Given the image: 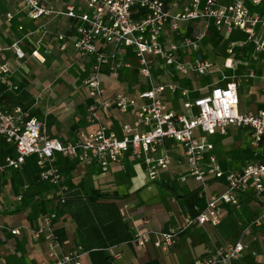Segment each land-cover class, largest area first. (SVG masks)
<instances>
[{
    "label": "crops",
    "instance_id": "1",
    "mask_svg": "<svg viewBox=\"0 0 264 264\" xmlns=\"http://www.w3.org/2000/svg\"><path fill=\"white\" fill-rule=\"evenodd\" d=\"M68 1L41 0L44 5L59 11L66 10ZM167 1L172 13L184 10L190 3V0ZM76 4L79 13L87 11L84 0H76ZM256 10L264 12V5ZM78 23L77 18L65 14L32 19L23 0H0V47L19 41L26 52L24 58H18L12 50L6 52L11 67L8 80L14 86L0 84V109L22 106L32 118L44 124L47 135L65 142L74 140L80 132H92L102 125L122 136L123 126L133 125L137 119L138 106L143 102L140 93L151 84L141 75L135 49L116 48L97 39L98 48L108 54H117L116 59L121 65L117 75L109 66L103 67L100 78L104 97L112 100L117 93L123 92L138 99V103L126 111L116 106L108 111L100 109V120L91 121L88 107L98 106L100 99L90 96L89 88L84 84L94 58L82 57L75 47ZM203 26L201 20H190L181 22L180 28L175 30L169 22L162 33V41L168 48L185 37L194 38ZM212 39L236 47L242 57H228L222 64L218 63L214 59L219 55ZM246 40L247 35L241 30L226 37L212 25L200 41L198 50L180 48L177 51L180 61H195L205 56L212 62L213 71L204 76L193 72L179 73L165 61L154 59L155 84L176 83L179 86L175 93L166 91L162 94L168 107L185 112L182 89L188 88L189 96L195 98L207 94L216 85L225 86L234 81L239 88L241 111L264 109V88L254 90L250 107H242L241 84L252 87L260 82L264 85V55H255L254 44L245 43ZM226 70L241 73H235L229 81H210ZM158 71L160 74L157 75ZM251 71H255V77H250ZM233 130L239 135L233 138L235 143L227 150L220 138L230 136ZM197 134L203 133L198 130ZM209 141L214 148L206 153V159L215 156L225 172L240 171L246 164L254 162L250 160L254 156H260L264 161V139L258 145L254 144L250 128L232 125L226 134L217 132L209 137ZM14 153V144L0 138V157ZM162 154H168L172 164L170 170L156 180L150 179L146 164L131 153L110 165L107 171L96 162L80 163L57 155L55 163L64 175L61 186L65 189V203L59 200L60 186L40 179L35 156L27 159L22 170L7 171L2 176L0 188V264H34L48 260L47 243L33 236L41 215L48 212L57 214L54 228L64 250L81 248L83 261L89 264H202L216 247L229 246L239 240L246 248L242 260L236 264H264V225L252 227L250 234H243V229L264 209V194L253 189L240 195L239 204L223 205L220 225L195 226L183 232L167 251L153 244L154 236L144 246L133 243L136 232L153 233L177 227L183 222L185 211L204 208L207 196L222 194L227 189L223 181L210 178L203 186L189 175L190 168L181 143L164 139L156 155ZM24 171L31 178L36 176L41 186L27 182L21 174ZM14 228H20L21 233L13 234ZM111 249L121 257L113 258Z\"/></svg>",
    "mask_w": 264,
    "mask_h": 264
},
{
    "label": "built area",
    "instance_id": "2",
    "mask_svg": "<svg viewBox=\"0 0 264 264\" xmlns=\"http://www.w3.org/2000/svg\"><path fill=\"white\" fill-rule=\"evenodd\" d=\"M84 1L87 11L78 13L76 0H69L65 11L46 6L41 0H23L32 19L65 14L79 20L75 47L82 57L94 58L92 70L84 84L89 88L90 96L100 99L98 106L88 107L87 114L91 121L100 120V109L108 111L116 106L126 111L138 103V99L123 92L117 93L112 100L104 97L100 78L103 67L109 66L117 75L121 65L116 59L117 54H108L98 48L97 39L116 48L135 49L141 75L151 84L139 95L143 102L138 106L137 119L133 125L123 126L122 136L102 125L92 132H80L77 138L65 142L47 135L44 124L32 118L22 106L0 109V138L15 146L13 155L0 157V188L2 176L9 170H22L32 156L36 157L40 179L60 186L61 203L66 202V197L65 189L61 186L64 175L55 163L57 155L80 163L96 162L103 171H107L110 165L131 153L146 164L150 179L156 180L162 173L168 172L172 164L168 154L157 156L156 153L164 139H173L184 146L189 175L203 186L210 178L223 181L227 189L222 194L207 196L204 208H196L194 212L185 211L183 222L177 227L167 231L135 233L133 243L136 245L144 246L154 236L153 244L165 251L176 243L183 232L195 226L206 223L220 225L223 205L239 204L242 193L253 189L258 194H264V161L248 163L240 171L225 172L215 156L208 159L205 156L214 148L209 137L217 132L226 134L232 125L250 128L253 143L258 145L264 139V109L241 111L238 84L232 81L225 86L216 85L207 94L195 98L189 96L188 88L182 89L185 112L180 113L170 109L162 98L166 91L175 93L179 89L178 84H155L152 73L154 59L165 61L166 65L173 66L182 74L193 72L204 76L212 72L214 65L211 61L197 59L183 62L177 56L180 48L198 50L200 41L212 25L226 37L236 30L243 31L247 35L245 43L254 44L255 55H264V12L256 10L264 5V0H190L184 10L175 13L168 9L167 0ZM8 16L12 15L9 13ZM190 20L203 21V29L197 30L194 38L185 37L180 43H172L167 48L162 41L166 25L170 22L172 28L177 30L181 22ZM13 50L18 58L25 57L19 41L14 43ZM229 53H233L232 48ZM5 54L4 49L0 48V84L11 86L7 78L11 67ZM250 77H255V71H251ZM198 130L203 134L198 135ZM56 218V212L44 213L33 229V236L43 239L48 247V260L34 264H89L83 261L84 251L81 248L64 250L54 228ZM262 225L264 209L243 229V234L248 235L252 227ZM11 232L16 235L21 230L14 228ZM245 248L241 240L229 246H218L203 259L202 264H236L242 260ZM110 252L115 259L121 257L112 249Z\"/></svg>",
    "mask_w": 264,
    "mask_h": 264
},
{
    "label": "rangeland",
    "instance_id": "3",
    "mask_svg": "<svg viewBox=\"0 0 264 264\" xmlns=\"http://www.w3.org/2000/svg\"><path fill=\"white\" fill-rule=\"evenodd\" d=\"M77 8V7H76ZM78 11V9H77ZM79 13V12H78ZM240 38H243V36H240ZM17 42V41H14L13 43H11V45L7 46V47H3L1 46L0 48L4 49V52L6 53L8 50H13V45L14 43ZM212 44L217 47V51H216V54L219 55L217 56L215 59V61H217L218 63H223L224 62V59L225 58H228V57H233L235 59H239L242 57V54L238 52V50L236 49V47H229L228 45H226L225 43H220V41L218 40H214L212 39ZM227 48H232L233 49V53H229V49ZM26 53V52H25ZM6 57H7V60L9 61V58H8V55L7 53L5 54ZM207 57L203 56V57H199L197 58L198 60H206ZM196 59V60H197ZM160 71L157 72V75ZM237 73H241L239 71L237 72H233L231 70H226L224 71V73H220V74H217L214 79L210 80V81H213V80H223V81H229L231 80L232 76H234V74ZM160 74V73H159ZM9 77V76H8ZM7 77V78H8ZM11 86H14L12 85V82H11ZM264 85L261 84L260 82H258L256 85L252 86L249 84V85H244V84H241V91L243 92V97H242V107L247 109L248 107L251 106V102H252V99H253V94H254V90H256L257 88H264L263 87ZM250 88V89H249ZM239 135L238 131L236 130H233L231 131V135L230 136H225V137H221L220 138V142L222 144L223 147H225V149L227 150H230L233 145H234V140L233 138L237 137ZM254 162H259V161H263V158L260 157V156H254L252 159H250ZM249 161V160H248ZM246 161V162H248ZM246 162H244L243 164L245 165ZM243 165V166H244ZM25 173H21L23 177H25V180H27V182L29 183H32V185H39L41 186L40 182L38 181V178L35 176L34 178H31L29 177V175L26 174V171H24ZM32 176V175H31ZM43 189V188H42Z\"/></svg>",
    "mask_w": 264,
    "mask_h": 264
},
{
    "label": "bare ground",
    "instance_id": "4",
    "mask_svg": "<svg viewBox=\"0 0 264 264\" xmlns=\"http://www.w3.org/2000/svg\"><path fill=\"white\" fill-rule=\"evenodd\" d=\"M231 63H232V60L230 59V60H229V65H230V66H231Z\"/></svg>",
    "mask_w": 264,
    "mask_h": 264
}]
</instances>
